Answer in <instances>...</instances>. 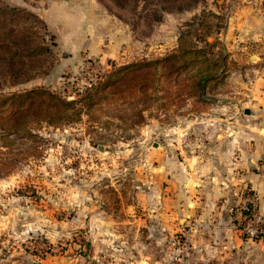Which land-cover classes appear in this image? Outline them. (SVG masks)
I'll use <instances>...</instances> for the list:
<instances>
[{
    "label": "rangeland",
    "instance_id": "rangeland-1",
    "mask_svg": "<svg viewBox=\"0 0 264 264\" xmlns=\"http://www.w3.org/2000/svg\"><path fill=\"white\" fill-rule=\"evenodd\" d=\"M1 2L45 21L53 0ZM57 2L46 70L14 85L1 78L0 93L42 86L72 99L113 68L191 48L220 67L201 90L191 68L157 78L145 99L110 94L109 84L93 116L12 136L0 264H264V241L241 237L233 217H200L214 212L203 203L215 189L231 186L227 171L247 173L236 166L240 148L264 153V103L249 101L264 98V0Z\"/></svg>",
    "mask_w": 264,
    "mask_h": 264
},
{
    "label": "trees",
    "instance_id": "trees-1",
    "mask_svg": "<svg viewBox=\"0 0 264 264\" xmlns=\"http://www.w3.org/2000/svg\"><path fill=\"white\" fill-rule=\"evenodd\" d=\"M39 29L42 32H38ZM53 37L37 14L0 0V79L14 85L44 72L43 62L53 53L50 46L56 45ZM217 67H220L217 59H210L200 49L191 48L167 53L153 61L113 68L111 73L85 87L72 99L42 86L0 93V175L7 174L14 165L4 156L12 136H34L33 129L42 123L48 126L73 123L81 119L82 113L93 116L94 110L108 98L105 88L109 84L113 86L110 94L119 91V96L127 98L136 93L139 99H145L157 78L165 83L170 74L179 76L188 68H191L192 86L201 90L215 78ZM142 110L138 112L137 123L144 120Z\"/></svg>",
    "mask_w": 264,
    "mask_h": 264
},
{
    "label": "crops",
    "instance_id": "crops-1",
    "mask_svg": "<svg viewBox=\"0 0 264 264\" xmlns=\"http://www.w3.org/2000/svg\"><path fill=\"white\" fill-rule=\"evenodd\" d=\"M85 1L87 2V5H89L91 7L93 6V0H85ZM21 2H23V0H21ZM63 3L57 2V0H53V2H50L47 5H45L44 12H43V15H44L45 21H46L45 23H47L48 25H51V23L53 22V18H52L53 15H52L51 11H53L56 7L59 8ZM49 16L52 19V21H51V19L48 18ZM62 16H64V14ZM67 35L71 37L74 35V33L73 32H67ZM256 99L257 100H249V101H250V103L254 102L256 104H263L264 103V98H261V100H259L258 98H256ZM245 107L246 106H243V109L245 110L246 113H248L249 110ZM231 148H232V146L227 148V150H229ZM240 150L243 151L244 153L239 154V160L236 161V166L239 167V169H246L247 173L242 174L240 176V178H237L236 174H234V176H233V172H232L233 170L231 168H230V170H232L231 172H228V171L226 172L228 174L226 176V179H227L226 181H227V183H230L231 186L228 185L227 189H224L221 186H220V188H216L215 189L216 191H214L215 195L209 196V202L205 201L203 203L205 205H208L209 207L214 206V212H212L211 210H205L204 212L201 213L200 217L203 218V220L208 221L211 219H215V220L217 219L218 222H220V223L232 222L231 210L240 202V196L238 193V188H236L235 186L232 185L233 180H236V181L243 180L248 185L252 186L256 190L258 197H259V200H258L259 209L264 214V172L261 174L255 172L257 161H258V156L260 154L261 149L256 148V149H253V151L251 149V151H252L251 153H248L247 148H240ZM201 171H202V169L200 167L198 172H201ZM211 171H212V169H207L204 174L208 175L211 173ZM203 180H204V185H206V183H207L206 178H204ZM218 198L221 199L219 202L216 201ZM205 199H207V198H205ZM211 200H213V202H211ZM187 214L190 215L191 213L190 212L189 213H186V212L183 213L182 212L183 216H185Z\"/></svg>",
    "mask_w": 264,
    "mask_h": 264
},
{
    "label": "built area",
    "instance_id": "built-area-1",
    "mask_svg": "<svg viewBox=\"0 0 264 264\" xmlns=\"http://www.w3.org/2000/svg\"><path fill=\"white\" fill-rule=\"evenodd\" d=\"M256 169L264 172V153L257 161ZM240 202L232 211V227L247 240L264 241V214L259 209V197L256 190L246 184L241 188Z\"/></svg>",
    "mask_w": 264,
    "mask_h": 264
}]
</instances>
